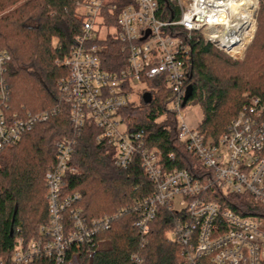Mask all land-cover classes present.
<instances>
[{
	"label": "built area",
	"instance_id": "2783aa9c",
	"mask_svg": "<svg viewBox=\"0 0 264 264\" xmlns=\"http://www.w3.org/2000/svg\"><path fill=\"white\" fill-rule=\"evenodd\" d=\"M175 1L180 17L164 20L158 16V0H77L82 32L70 55L57 60L70 68V75L59 82L61 101L68 105L77 133L87 122L101 129L99 139L114 148L117 167L128 168L140 155L142 172L154 185L153 194L138 204L136 226L142 234L148 233L159 208L168 205L180 215L172 231L182 246L184 264H264V225L258 217L242 216L211 199L216 193L250 194L264 205V98L245 93V108L218 140L189 125L182 109L190 46L176 30L198 32L204 47L214 46L239 60L255 37L260 0ZM115 14L117 27L110 22ZM109 34L128 54V66L118 72L102 68L99 41ZM11 59L0 50V154L48 119L45 112L6 113L10 92L5 73ZM162 77L177 116L178 140L201 161L200 177L183 169L167 170L159 151L146 148L144 132L128 130L120 114L140 101L148 81ZM75 144L72 137L60 140L56 163L45 174L47 222L33 238L18 228L10 258L0 256V264H92L96 252L111 249L110 240L98 239L110 218L88 220L75 207L80 194L67 192L65 182L77 171L72 164ZM135 260L144 263L142 256Z\"/></svg>",
	"mask_w": 264,
	"mask_h": 264
},
{
	"label": "trees",
	"instance_id": "16d2710c",
	"mask_svg": "<svg viewBox=\"0 0 264 264\" xmlns=\"http://www.w3.org/2000/svg\"><path fill=\"white\" fill-rule=\"evenodd\" d=\"M158 2L159 18L180 17L175 0ZM76 3L0 0V50L12 57L5 73L10 92L6 113H48L46 121L37 123L0 154V256L10 258L18 228L21 234L33 238L40 225L47 222L45 174L56 163L57 143L72 137L76 139L72 164L77 171L65 182L67 192L80 194L75 207L88 220H111L98 235V239L111 241V249L96 252L92 264H138L136 255L144 257L143 264H184L182 246L167 234L180 215L168 205L159 208L148 233L142 234L136 226L139 202L154 192L153 183L142 172L140 155L128 168L117 167L114 148L99 139L101 129L87 122L77 133L70 109L61 101L59 82L70 75V68L57 60L70 55L84 20ZM258 19L255 39L243 61L230 58L214 46L204 47L198 32L187 34L183 28H176L190 46L186 86L191 85L193 93L188 102L201 107L197 128L207 138L218 140L237 120L248 101L245 93L264 98V0ZM110 22L117 27L116 14ZM99 42L103 46L102 68L118 72L128 66V54L113 34ZM147 86L138 103L120 111L128 130L144 132L146 148L159 151L167 170L183 169L200 177L204 172L201 161L178 140L177 116L170 107L166 80H150ZM211 199L242 216H256L264 225V205L250 194L216 193ZM38 264L50 262L42 260Z\"/></svg>",
	"mask_w": 264,
	"mask_h": 264
},
{
	"label": "rangeland",
	"instance_id": "374dc122",
	"mask_svg": "<svg viewBox=\"0 0 264 264\" xmlns=\"http://www.w3.org/2000/svg\"><path fill=\"white\" fill-rule=\"evenodd\" d=\"M260 9H261V0H260V7H259V10H258V15H257V29H258V18H259V12H260ZM257 33V31H256ZM256 36V34H255ZM255 39V37H254ZM253 39V40H254ZM253 42V41H252ZM252 44V43H251ZM250 44V45H251ZM249 45V46H250ZM249 52V47L245 53V55L243 56V58L237 60V59H234L233 57H231L230 55H228L230 58L234 59V60H237V61H243L246 59L247 57V54ZM226 54V53H225ZM169 99H171V94L169 93L168 95ZM182 114L183 116L185 117V120L187 121V123L189 125H192V126H198V124L201 122V119H202V110H201V107L199 105H196V104H192V102H188V104L182 109ZM168 237L171 239V240H175V235H174V232L171 230L169 231L168 233Z\"/></svg>",
	"mask_w": 264,
	"mask_h": 264
},
{
	"label": "water",
	"instance_id": "95a60500",
	"mask_svg": "<svg viewBox=\"0 0 264 264\" xmlns=\"http://www.w3.org/2000/svg\"><path fill=\"white\" fill-rule=\"evenodd\" d=\"M192 93H193V87H192L191 85H189V86L187 87L186 95H185V97H184V102H183V105H184V106H185V105L188 103V101L190 100V98H191V96H192ZM10 234H11V235L14 234V229H13V228L11 229Z\"/></svg>",
	"mask_w": 264,
	"mask_h": 264
}]
</instances>
